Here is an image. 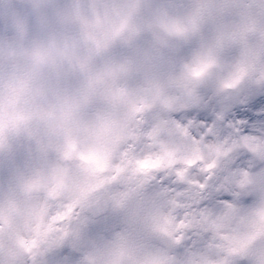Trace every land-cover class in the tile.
<instances>
[{"label":"clouds","instance_id":"9594fccd","mask_svg":"<svg viewBox=\"0 0 264 264\" xmlns=\"http://www.w3.org/2000/svg\"><path fill=\"white\" fill-rule=\"evenodd\" d=\"M0 264H264V0H0Z\"/></svg>","mask_w":264,"mask_h":264}]
</instances>
